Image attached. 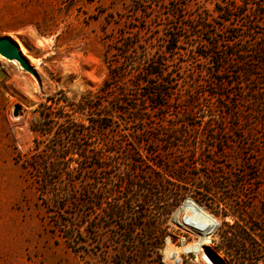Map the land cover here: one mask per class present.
<instances>
[{"label":"rangeland","instance_id":"1","mask_svg":"<svg viewBox=\"0 0 264 264\" xmlns=\"http://www.w3.org/2000/svg\"><path fill=\"white\" fill-rule=\"evenodd\" d=\"M3 36L40 61L0 54V264H160L134 222L154 225L164 264H235L224 221L247 228L264 264V0H0ZM138 132L150 166L133 182L223 173L228 188L207 196L220 202L200 190L168 216L116 218L126 173L99 164L113 150L124 161Z\"/></svg>","mask_w":264,"mask_h":264},{"label":"trees","instance_id":"2","mask_svg":"<svg viewBox=\"0 0 264 264\" xmlns=\"http://www.w3.org/2000/svg\"><path fill=\"white\" fill-rule=\"evenodd\" d=\"M59 117L61 116L59 115ZM138 135L140 139L133 141L132 144L127 148L124 161L121 162L120 159H118L120 155L118 150H113L114 153L105 158L109 160V163L101 162L99 164L100 167L109 165L116 171H123V173H126L127 183L125 184L124 188L130 189L129 193L127 194V196H123L121 198L120 188L122 186H117L115 190V200L112 204L110 203L111 211L116 218L122 219L124 217L125 222H127V220H133L134 218L141 219L143 217L142 212H145L143 205H146L148 207L152 206L151 211L155 212V214H158L157 216L159 217H165L169 215L171 206H173L172 202L175 199L181 198L186 194H197V192L200 190L205 193V196H203V194H200L201 203L207 205L208 202L212 204L220 202V200L215 201L214 199H209V197L207 196H209V194L211 193H217L221 190L224 191L228 188V186L230 185V178L224 177L223 173H214L209 177L208 172L205 174L207 179L203 182L196 183L195 185L189 184L188 180H186V178L183 175H180L178 172L176 175L177 177L175 178L177 179V181L175 182H171L161 177H158V182L154 184H150L151 182L146 181L140 183H138L137 181L133 182L135 178L134 174H137L138 171L137 168L150 166L149 156L144 155V157H142L141 154L142 145L144 142L143 138H141L143 134L139 133ZM137 157H140V159ZM190 158H192V161H190ZM188 159L189 164L191 163L193 165H196V163H198V158L196 156L194 148H192V151L188 155ZM123 164L126 167L123 168ZM152 165H154L155 167H161V169H163V164L158 161H153ZM152 165L150 170L153 171ZM164 170L166 172L169 171L167 168H165V166ZM175 170H177V168H175ZM135 188L139 190H149L144 196H141L139 194H136V192L134 191ZM223 198L226 202L230 201V197L227 195L223 196ZM147 211L148 208L146 212ZM215 214L216 216H221L222 219L227 216H233V214L228 213ZM133 226L135 229L140 228L144 232V240L147 241V245L152 243L149 246L142 245L140 247V251L145 252V250L149 248V250L157 254L160 264H164L162 262V257L159 254V251L163 247V241L160 243H153L151 240V230L153 229L154 225L151 222L144 225H139V223L134 222ZM224 227L225 228L223 230L222 227L221 229H219V235L222 238L223 244L219 248V250H221L225 254L229 253V256L231 255V257L234 259L235 264H257V262L260 260L257 257L262 253V247L257 245L256 243H250L251 239L249 238V234L246 230H244L247 228L238 226L237 224L229 226L228 224H225V221ZM259 229L262 230V228ZM124 231L126 233H132L133 229L129 226H125ZM165 236L166 235L162 233V235H160L159 237L161 238V240H163Z\"/></svg>","mask_w":264,"mask_h":264},{"label":"bare ground","instance_id":"3","mask_svg":"<svg viewBox=\"0 0 264 264\" xmlns=\"http://www.w3.org/2000/svg\"><path fill=\"white\" fill-rule=\"evenodd\" d=\"M16 41H17V45H18L19 50L21 51V53L25 57H27L28 59H30L31 62H33L35 64H37L40 61V59L35 58L33 56V54H30V51H29L28 47L21 40L16 39ZM39 44H41V43H39ZM41 45H42V48L46 51L47 50L46 44L43 43ZM11 62L17 63L16 61H11ZM19 67H20V65H19ZM15 81H16V78H15ZM27 81L29 82L30 80L27 79ZM28 86H29V84H28ZM202 222H203V224H202L201 230L206 231L209 234H211L212 232H214V230L217 228L216 225L213 222H211L209 220V217H207V216L202 220ZM207 242H209L208 237L206 239H201L198 243H191L189 245H183L182 250L184 252H190V251L191 252H199L201 250V245L204 244V243H207ZM171 254H172V256H174V253H171ZM169 256H171V255L169 254ZM170 258H172V257H170Z\"/></svg>","mask_w":264,"mask_h":264},{"label":"water","instance_id":"4","mask_svg":"<svg viewBox=\"0 0 264 264\" xmlns=\"http://www.w3.org/2000/svg\"><path fill=\"white\" fill-rule=\"evenodd\" d=\"M0 54L8 60H16L26 70H31L28 59L21 53L17 43L9 36L0 38ZM3 73L0 72V76ZM19 109L15 108L14 114L18 115Z\"/></svg>","mask_w":264,"mask_h":264}]
</instances>
